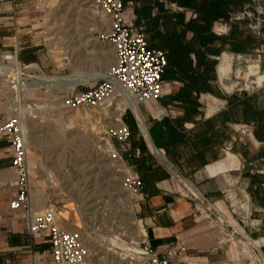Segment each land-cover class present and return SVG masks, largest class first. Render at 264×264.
I'll return each mask as SVG.
<instances>
[{
  "label": "crops",
  "instance_id": "crops-1",
  "mask_svg": "<svg viewBox=\"0 0 264 264\" xmlns=\"http://www.w3.org/2000/svg\"><path fill=\"white\" fill-rule=\"evenodd\" d=\"M124 1L127 16L144 28L149 45L171 56L162 98L139 104L149 138L159 152L151 149L139 117L132 111L123 116L132 134L119 150L126 168L143 180L134 197L137 224L154 249L174 252V259L187 264H255L252 253L235 239L219 243V226L196 211L175 173L215 201L236 227L264 242V87L229 92L223 85L228 72L242 73L243 61L256 62L257 71L264 75V24L258 31L243 28L258 0ZM17 3L0 0V38L20 34L12 21ZM186 23L192 28L186 30ZM211 36L212 41L199 42ZM20 48H30L23 60H35L34 42ZM96 49L107 59V49ZM110 55L113 63V48ZM11 164L10 142L0 138V194L16 178ZM33 182L31 202L33 210L39 211L47 202L35 197L39 187ZM227 191L249 207L245 220L233 213ZM7 197L0 205L8 202ZM62 209H56L60 225L80 227L71 209L67 208V218L62 217ZM22 221L19 216L0 218V264H33V254H50L46 239L21 231Z\"/></svg>",
  "mask_w": 264,
  "mask_h": 264
},
{
  "label": "rangeland",
  "instance_id": "rangeland-1",
  "mask_svg": "<svg viewBox=\"0 0 264 264\" xmlns=\"http://www.w3.org/2000/svg\"><path fill=\"white\" fill-rule=\"evenodd\" d=\"M17 1L13 22L19 28L17 31L20 30L16 35L18 46L34 42L38 48L33 61L23 60L30 48L20 50L22 65L36 63L44 74L68 77V81L77 73H86L88 79L79 82L73 90H64L63 81L50 83L47 87L27 71L6 75L17 61V57L14 61L11 59L15 39L1 37L0 55L4 54L8 66H2L0 61V99L3 102L0 121L9 114L22 115L31 181H34V187H39L35 197L51 204L53 209L63 207V218H67V208L71 209L72 216L80 224L77 230L83 229L90 245L88 263L127 264L132 256L129 253L132 243L138 239L134 200L123 185L126 166L118 164L112 155L110 158L107 150L113 147L122 155L119 148L123 142L109 130L112 124L124 121V114L132 110L115 99L109 100L105 108L68 110L60 104L65 93L84 90L105 78L96 76L106 72L112 61V45L98 40V35L107 29V21L99 15L94 0ZM246 18L243 28L258 31L264 24V0H258ZM101 20H105L106 25ZM97 47L109 51L107 59ZM255 64L254 61H243L240 75H235L233 70L228 72L223 83L226 90L251 91L256 88L257 82L252 81L263 80L264 75L257 71ZM238 186L244 187L241 182ZM9 193L12 190L8 185L0 194V201L7 196L9 200ZM236 198L240 200V196ZM7 204L0 205V211H6ZM13 216L14 213L6 217ZM75 229L72 227L71 230Z\"/></svg>",
  "mask_w": 264,
  "mask_h": 264
},
{
  "label": "built area",
  "instance_id": "built-area-1",
  "mask_svg": "<svg viewBox=\"0 0 264 264\" xmlns=\"http://www.w3.org/2000/svg\"><path fill=\"white\" fill-rule=\"evenodd\" d=\"M94 5L100 14L107 18L108 23L107 29L98 35V40L113 46L115 61L110 65L104 79L96 81L84 90L65 93L61 97V108L68 110L102 108L107 100L116 95L120 97L117 92L118 87L138 104L158 101L164 94L163 74L168 64L166 51L149 46L144 28L136 26L133 19L127 16L124 0H94ZM16 15L17 10L14 9L13 20ZM16 35L13 36L15 39L14 56L11 59L15 60L17 57L20 61L21 48L18 46ZM252 82H257L256 88L264 87V79L260 82L257 80ZM122 99L129 100L125 96H122ZM2 105L3 102L0 99V107ZM128 107L136 115L135 110L130 105ZM136 117L138 118L137 115ZM244 130L247 136L252 135L249 129ZM109 131L124 145L128 144L132 134L130 126L124 121L118 128L111 127ZM0 138H7L10 142L11 167L16 172L15 180L9 184L12 194L9 196L7 210L0 211V218L14 213L15 216H19L20 220L23 219L19 225L21 231H27L34 238H44L50 243V254L45 256L33 254L31 259L33 264H89L91 250L83 229L63 228L56 209L33 210L30 201L29 150L24 120L21 115L9 114L6 119L0 121ZM108 150V152L115 151L113 155H118L123 161L122 155L115 148L109 147ZM126 172L123 176L124 188L135 197L143 187V180L131 169H127ZM175 175L187 188L196 211L204 218L214 220L219 226L222 234L219 243L235 239L243 248L252 253L255 264H264V242L236 227L215 201L197 190H191L179 174L175 173ZM226 196L233 213L245 220V212L249 207L228 191ZM242 212L245 216L241 215ZM132 244H134L132 248L128 249L132 256L127 264H187L185 261L174 259L176 255L174 252L161 253L154 249L147 232L139 226L138 239ZM180 249L182 252L185 248Z\"/></svg>",
  "mask_w": 264,
  "mask_h": 264
},
{
  "label": "bare ground",
  "instance_id": "bare-ground-1",
  "mask_svg": "<svg viewBox=\"0 0 264 264\" xmlns=\"http://www.w3.org/2000/svg\"><path fill=\"white\" fill-rule=\"evenodd\" d=\"M98 12V11H97ZM99 13V15H100V12H98ZM103 19H105L106 21H107V18H104V16L103 15H100ZM105 20H101V21H104L105 22ZM105 25H106V22L104 23ZM108 24V23H107ZM106 27V26H105ZM112 48H113V46H112ZM113 52H114V49H113ZM114 57H115V55H114ZM115 59V58H114ZM17 61L14 63V65L11 67V68H9V70H7L5 73H6V75L9 73V74H17V75H20L21 74V72L22 71H27V73L29 72V73H32L33 75H31V77H33V79L35 78V79H37L38 81H39V83H41V84H45L47 87L49 86H51L50 85V83L52 84H54L55 82H57V81H63L64 82V87H63V89L64 90H73L76 86H77V84L79 83V82H85L88 78H87V74L85 73V74H83V73H77V74H75L74 75V77L72 78V80L71 81H68V77H59V76H48V75H46V74H44L43 72H42V70L40 69V67H39V65L38 64H36V63H32V64H30V65H22V63L19 61V59H16ZM0 61H1V65L3 66H8L6 63H5V56H4V54H2V55H0ZM19 61V62H18ZM115 61V60H114ZM111 62V64H112V61H110ZM114 63V62H113ZM1 66V67H2ZM4 68V67H3ZM2 68V69H3ZM5 68H7V67H5ZM8 69V68H7ZM4 71V70H3ZM2 71V72H3ZM108 71H109V69H107L106 70V72H104V73H98L97 74V76L96 77H106L107 76V74H108ZM4 73V74H5ZM261 81V80H260ZM260 81H258V82H260ZM47 83H49V84H47ZM71 83V84H70ZM52 84V85H53ZM61 84H62V82H61ZM56 86H57V83H56ZM58 87V86H57ZM53 88V87H52ZM56 88V87H55ZM59 89H62V88H59ZM62 89V90H63ZM117 92L119 93V95H120V97L119 96H114L113 98H111V99H109V100H116L117 102L118 101H120V102H122V103H126L127 105H130L134 110H135V113H136V115L139 117V119H140V121H141V126H142V129H143V132H144V134L146 135V137H147V140L149 141V143H150V146H151V149L153 150V151H156V152H159V150H157L155 147H154V145H153V143H152V141L150 140V138H149V135H148V131H147V128H146V125H145V123H144V118L142 119V116H141V113H140V108H139V104L138 103H136V101L131 97V96H128V94L124 91V90H122L121 88H117ZM122 96H125L126 97V99H129L128 101H124L123 99H122ZM109 100H107V102L109 101ZM107 102H106V104H107ZM116 102V103H117ZM106 104L104 105V106H106ZM103 106V107H104ZM105 108V107H104ZM24 112V111H23ZM22 116V115H21ZM119 117V119H120V115L118 116ZM116 121V120H115ZM122 123V122H121ZM121 123L120 124H117V125H115V124H112L113 126L112 127H114V128H118L120 125H121ZM24 126H25V124H24ZM26 140H27V135H26ZM28 143V142H27ZM107 145H109V143H107ZM109 150H107V152H108ZM115 152V151H114ZM114 152H108L109 153V156L110 155H112V159H115L116 160V162H118V164H121L122 166H125V163H124V161H122L120 158H119V156L118 155H113V153ZM29 156V155H28ZM110 158H111V156H110ZM28 159H29V157H28ZM29 168H30V162H29ZM127 171V170H126ZM125 173H127V172H125ZM186 184H187V186L191 189V190H193V191H195V189H194V187L189 183V182H187L186 181ZM30 189H31V191H32V184H31V172H30ZM131 196V198L134 200V196L131 194L130 195ZM30 201H31V193H30ZM31 204H32V202H31ZM33 207V206H32ZM47 208H52V205L51 204H44L42 207H41V209L39 210V211H42V210H45V209H47ZM53 209V208H52ZM34 211H36L35 209H34ZM66 229L67 230H71L72 228L70 227H66ZM77 230V229H76ZM87 241V240H86ZM87 244H88V242H87ZM88 246H90V245H88ZM132 248V247H131ZM91 250V249H90ZM91 256V255H90ZM90 258V257H89ZM88 261H89V259H88Z\"/></svg>",
  "mask_w": 264,
  "mask_h": 264
},
{
  "label": "trees",
  "instance_id": "trees-1",
  "mask_svg": "<svg viewBox=\"0 0 264 264\" xmlns=\"http://www.w3.org/2000/svg\"><path fill=\"white\" fill-rule=\"evenodd\" d=\"M246 0H244V2H245ZM125 2V1H124ZM205 21H209V20H205ZM211 21V20H210ZM209 21V22H210ZM184 26L186 27V30L187 29H191L192 28V25L190 24V23H186V24H184ZM200 29H198V28H196V31H199ZM148 40V39H147ZM212 41L213 40V36H211L210 38H206V37H204V38H200L199 39V42L200 43H208L209 41ZM148 43H149V41H148ZM150 46V45H149ZM151 47V46H150ZM152 48V47H151ZM170 52H167L166 51V54H167V59H168V64H167V66H166V68H165V70L167 69V67H168V65H169V63H170V61H171V56H170V54H169ZM164 73H165V71H164ZM163 78H164V74H163Z\"/></svg>",
  "mask_w": 264,
  "mask_h": 264
}]
</instances>
